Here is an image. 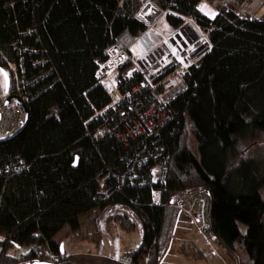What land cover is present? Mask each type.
I'll return each mask as SVG.
<instances>
[{
  "label": "trees",
  "instance_id": "trees-1",
  "mask_svg": "<svg viewBox=\"0 0 264 264\" xmlns=\"http://www.w3.org/2000/svg\"><path fill=\"white\" fill-rule=\"evenodd\" d=\"M201 1L154 0L211 29L213 45L191 70L189 89L173 104L174 119L153 148L168 161L162 201L167 206L206 197L209 227L228 257L243 264L242 250L247 264H264V151L259 160L249 151L264 138V15L241 18L232 7L206 18ZM138 2L0 0L1 56L21 62L27 76L39 72L33 61L41 57L54 68L33 88L52 85L27 105L25 128L0 140V264H120L103 256L73 261L78 255L63 252L54 240L67 228L70 243L98 246L111 221L123 232L140 233L134 264H163L175 244L176 239L159 244L166 209L151 204L155 187L147 170L138 172L143 187L128 179L118 187L110 177L106 186L112 194L107 199L96 194V177L122 172L127 151L115 138L93 142L88 135L102 125L100 117L93 119L95 111L110 103L96 86L95 61L104 60V50L124 31L136 35L144 29L134 19ZM167 20L173 27L182 23L172 16ZM179 223L186 234L192 232L184 217ZM178 250L186 258L204 259L191 240H182Z\"/></svg>",
  "mask_w": 264,
  "mask_h": 264
},
{
  "label": "built area",
  "instance_id": "built-area-1",
  "mask_svg": "<svg viewBox=\"0 0 264 264\" xmlns=\"http://www.w3.org/2000/svg\"><path fill=\"white\" fill-rule=\"evenodd\" d=\"M179 18L182 23L173 27L167 22L168 15ZM134 19L144 26L136 35L124 31L104 52V60H96L94 74L96 86L104 89L110 103L96 112L93 119L101 118L102 125L89 133L93 142L105 137L119 140L126 148L121 159L122 172L109 171L96 177L100 199H107L113 189L107 188L111 177L122 186L125 181L139 180L138 172L147 170L152 190L151 204L165 207L166 218L159 244L165 246L182 230L179 218L184 217L194 233L193 243L203 247L210 257L219 258L222 249L208 222L209 203L204 196H194L186 203L163 205L162 188L168 175V161L153 153L161 130L174 119L172 106L189 89L187 78L192 69L212 52L211 29L201 28L192 17H184L162 9L156 3H147L134 13ZM164 21L168 29L160 27ZM168 23V24H167ZM30 54L33 51L25 48ZM1 56V54H0ZM1 59L0 61V140L11 138L22 130L27 105L52 85L38 91L33 89L54 71L47 57L33 61L39 72L27 76L25 67ZM5 74L9 78L7 89ZM11 98L9 104L6 100ZM139 185L145 182L139 180ZM109 226L116 231V249L113 260L120 264H134L132 251L122 248L120 226L111 221ZM222 259V258H219Z\"/></svg>",
  "mask_w": 264,
  "mask_h": 264
},
{
  "label": "rangeland",
  "instance_id": "rangeland-1",
  "mask_svg": "<svg viewBox=\"0 0 264 264\" xmlns=\"http://www.w3.org/2000/svg\"><path fill=\"white\" fill-rule=\"evenodd\" d=\"M149 2L152 4L155 3L154 0H139L137 5L143 7ZM202 2L207 5V8L210 10V12L212 11L214 13V17L217 13H219L221 9L225 8L229 10L232 7L235 8V13L241 18L250 17L253 19H260L264 15L262 14V11L264 10V0H203L201 1V3ZM135 5L136 3L133 4V8L135 7ZM167 15L169 17L170 14ZM206 18L210 17L206 16ZM160 27L163 29H168L164 21L160 23ZM249 151L254 154V160L262 159V152L264 151V138L252 145L249 148ZM260 195L264 200L263 188L260 190ZM82 223L85 226L87 225V223H89L87 216L83 217ZM241 229L245 232V228L243 226H241ZM66 230L67 228H65L60 234H58L54 240L61 243L63 252L78 255L76 258H73V261H79V259L83 258V256H87L84 258L87 261L90 259H95L94 257L99 256L108 257L113 260L116 249V231L114 227H110V233H107L104 236L102 242L98 246L89 243H70L67 239H65ZM120 239L122 242V248L128 251V249H132L136 244L139 243L140 233H126L121 229ZM175 239L176 242L172 246L170 253L166 256L163 264H234V262L231 261L223 248L219 250V258L222 259L213 256L210 257L207 252L204 253L203 260H192L183 256L178 250L179 244L184 239L191 240V242L193 243V232H191L190 234H186L183 230H181L177 234V237ZM26 251L27 249L24 248L22 252H18L17 255L23 252L25 253ZM51 258L53 259V257ZM240 261L243 264H247L249 262L247 255L242 250H240Z\"/></svg>",
  "mask_w": 264,
  "mask_h": 264
},
{
  "label": "water",
  "instance_id": "water-1",
  "mask_svg": "<svg viewBox=\"0 0 264 264\" xmlns=\"http://www.w3.org/2000/svg\"><path fill=\"white\" fill-rule=\"evenodd\" d=\"M5 79H6V85H7V89L9 87V78L7 76H5ZM11 101V98H8L6 100V104H9ZM27 121H28V112H27V109H26V117H25V122H24V126L22 128V130L25 128L26 124H27ZM21 130V131H22ZM21 131H19L17 134H15L13 137L17 136L18 134L21 133ZM20 264H54L52 262H46V261H39V260H33V261H28V262H24V263H20Z\"/></svg>",
  "mask_w": 264,
  "mask_h": 264
},
{
  "label": "bare ground",
  "instance_id": "bare-ground-1",
  "mask_svg": "<svg viewBox=\"0 0 264 264\" xmlns=\"http://www.w3.org/2000/svg\"><path fill=\"white\" fill-rule=\"evenodd\" d=\"M201 12L210 17V18H214V13L207 8V5L205 3H201V8H200ZM262 14H264V10L262 11Z\"/></svg>",
  "mask_w": 264,
  "mask_h": 264
},
{
  "label": "crops",
  "instance_id": "crops-1",
  "mask_svg": "<svg viewBox=\"0 0 264 264\" xmlns=\"http://www.w3.org/2000/svg\"><path fill=\"white\" fill-rule=\"evenodd\" d=\"M198 248L201 249V250H203L204 253L206 252V250H205L203 247L199 246ZM188 259H190V258H188ZM192 260H193V259H192ZM231 261H232V260H231ZM234 264H235V263H234Z\"/></svg>",
  "mask_w": 264,
  "mask_h": 264
},
{
  "label": "snow or ice",
  "instance_id": "snow-or-ice-1",
  "mask_svg": "<svg viewBox=\"0 0 264 264\" xmlns=\"http://www.w3.org/2000/svg\"><path fill=\"white\" fill-rule=\"evenodd\" d=\"M7 74H5V76H6Z\"/></svg>",
  "mask_w": 264,
  "mask_h": 264
}]
</instances>
